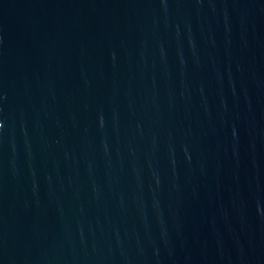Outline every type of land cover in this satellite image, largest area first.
I'll use <instances>...</instances> for the list:
<instances>
[{"label":"water","instance_id":"water-1","mask_svg":"<svg viewBox=\"0 0 264 264\" xmlns=\"http://www.w3.org/2000/svg\"><path fill=\"white\" fill-rule=\"evenodd\" d=\"M0 264H264V0H0Z\"/></svg>","mask_w":264,"mask_h":264}]
</instances>
